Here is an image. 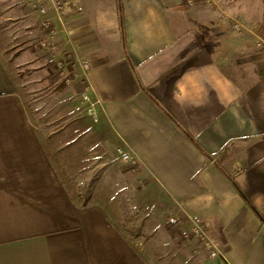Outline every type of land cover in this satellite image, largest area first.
Listing matches in <instances>:
<instances>
[{"label":"crops","instance_id":"1","mask_svg":"<svg viewBox=\"0 0 264 264\" xmlns=\"http://www.w3.org/2000/svg\"><path fill=\"white\" fill-rule=\"evenodd\" d=\"M65 1L57 40L91 62L94 135L133 156L168 210L202 216L221 254L168 233L210 264H264V37L242 1ZM97 198L68 187L0 53V264H162Z\"/></svg>","mask_w":264,"mask_h":264},{"label":"rangeland","instance_id":"2","mask_svg":"<svg viewBox=\"0 0 264 264\" xmlns=\"http://www.w3.org/2000/svg\"><path fill=\"white\" fill-rule=\"evenodd\" d=\"M241 1L248 14L242 17L264 37V0ZM40 22L28 0H0V53L17 66L20 91L75 197L83 201L95 190L97 199H111L122 211L126 234L157 252L162 264H210L200 246L168 233L164 222L175 211L166 208L165 195L94 135L98 120L83 97L86 80L80 81L76 63L59 64L69 47H42Z\"/></svg>","mask_w":264,"mask_h":264},{"label":"built area","instance_id":"3","mask_svg":"<svg viewBox=\"0 0 264 264\" xmlns=\"http://www.w3.org/2000/svg\"><path fill=\"white\" fill-rule=\"evenodd\" d=\"M197 0H186L187 4L194 5ZM207 2H213L214 0H205ZM28 5L39 12L41 15V27L45 30V38L41 40V45L44 48L57 49L59 47V41L57 40V34L59 32L58 25L64 29L65 24V13H66V1L65 0H28ZM229 24L232 28L236 30L245 29L247 26L238 18L230 16ZM257 45L264 49V39L259 40ZM76 63L81 72L80 80L85 82L87 77V72L91 68V62L88 59H83L76 54V52L66 53V60L59 64L68 65L69 63ZM87 82V81H86ZM86 91L84 92V100L88 102L89 112L98 120V110L96 107V102L91 100L88 91V86H86ZM118 152L126 160L136 164V160L127 153L123 148H118ZM167 225L171 228H177L179 234L184 239H196L199 244L207 251L211 258H217L221 254V250L217 241L212 237L209 231V226L206 220L197 214L185 215L180 211L174 212L168 216Z\"/></svg>","mask_w":264,"mask_h":264},{"label":"trees","instance_id":"4","mask_svg":"<svg viewBox=\"0 0 264 264\" xmlns=\"http://www.w3.org/2000/svg\"><path fill=\"white\" fill-rule=\"evenodd\" d=\"M49 79V78H48Z\"/></svg>","mask_w":264,"mask_h":264}]
</instances>
